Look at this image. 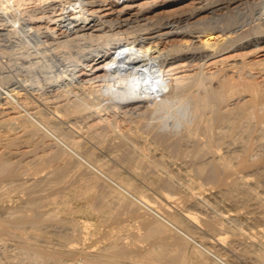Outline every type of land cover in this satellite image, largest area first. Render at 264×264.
<instances>
[{"label":"bare ground","instance_id":"bare-ground-1","mask_svg":"<svg viewBox=\"0 0 264 264\" xmlns=\"http://www.w3.org/2000/svg\"><path fill=\"white\" fill-rule=\"evenodd\" d=\"M244 4L0 0V264H230L203 241L264 245V82L207 64L264 43V0Z\"/></svg>","mask_w":264,"mask_h":264},{"label":"rangeland","instance_id":"rangeland-1","mask_svg":"<svg viewBox=\"0 0 264 264\" xmlns=\"http://www.w3.org/2000/svg\"><path fill=\"white\" fill-rule=\"evenodd\" d=\"M239 1H240L241 5L243 6V10L245 12L249 13V11H252L253 7L244 4L245 0H239ZM174 8H175L174 6L164 7V8L158 9L157 12H163V14H166V13L175 14V12L173 10ZM179 14L177 13V14H175V16H179ZM151 15H152V17L154 16L153 19L154 20L156 19L155 21H158V22L165 19V18H161L163 16H160L158 14L152 13ZM221 34L222 33L217 30V31L213 32L211 34V36L214 37L213 40H218L219 38L222 37ZM207 37L208 36H204L203 39H205ZM197 39L200 40L201 38H197ZM214 62H217V64H213ZM243 62L251 65V69L255 73L257 82L263 83L264 82V43H262L260 45L249 46L246 48H227V49L222 50L221 52L213 55L211 58H209L207 64L209 65L210 69H214V67H216L217 65H219V66L233 65V64L234 65H242ZM261 126H260L259 130L262 131L264 129V123ZM244 132L247 133L246 131H244ZM244 132L240 131V134L238 133L237 136L235 135L236 137H234V139L236 142L234 141L235 142L234 146L232 144V146L234 148L232 146H231V148H233V149H235V148L241 149L242 148V146L244 145V141H242V140H244V139H240L241 136H238V135H242V137H243L245 135ZM237 137L239 140L237 139ZM257 138L258 139L256 140V143L254 145L255 150H253V153L250 156V158L252 157L251 159H254L257 156H259L260 153H262V151L264 150V139L262 140L260 138V136H257ZM24 149H26V147L22 146L20 148H13L11 151H9V152L7 151V152H8V154H12V153L24 150ZM252 171L253 170H251L250 173ZM258 171H259V169H258ZM260 171H261V169H260ZM260 171H259V174H256L257 176L254 175V177H257V178H255L253 181H254V184H255V182H257L258 185L255 184V185H257L256 186L257 190L259 189L258 191L260 193H262L261 195L263 196L264 195V173L262 174V172H264V170H262L261 172ZM260 174H261V177L259 176ZM236 193L237 192H235V194ZM223 203L224 202L222 201V202H218L217 204H219V206H220ZM251 206H252V208H254V210H258L257 207L255 209L256 205H251ZM241 219H239V222ZM250 220L254 221V223L248 221V224H251V225L252 224L256 225L259 223L262 224V222L258 221L257 219H256V222H257L256 224H255L254 219H250ZM246 221L244 219H242V221L240 223H243L245 225L247 223ZM248 224H246V225H248ZM203 242L205 245L211 246L214 250L218 248L215 251L221 253V255L223 257H225L224 259L230 264H264V252H263L264 251V249H263L264 245L261 246V243H259V242L252 243L248 239H244V238L243 239H234L231 236H229V238L227 239V242L224 245L214 244V243L206 241V240H204ZM0 245H1L0 248H2V246L6 247V245L5 244L2 245V243H0ZM191 245H192L191 242H189L188 247H190V249L192 248ZM258 245L260 246V248ZM5 247H3V248L5 249ZM8 247L11 248L13 246L9 244ZM3 248L0 250V253L2 252V254L4 252ZM205 255L208 257L209 264H214L217 261V260L215 261L211 256L209 258L208 254H205ZM217 263L219 264V262H217Z\"/></svg>","mask_w":264,"mask_h":264}]
</instances>
